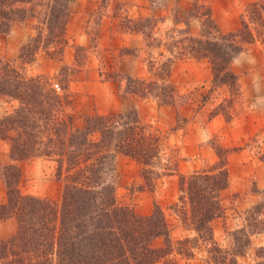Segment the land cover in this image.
Masks as SVG:
<instances>
[{"label": "trees", "instance_id": "obj_1", "mask_svg": "<svg viewBox=\"0 0 264 264\" xmlns=\"http://www.w3.org/2000/svg\"><path fill=\"white\" fill-rule=\"evenodd\" d=\"M74 1L0 0V35L36 20V37L21 47L22 63L34 62L40 50L48 54L53 47V55L61 57L68 45L66 31ZM253 9L259 14L254 20L260 21L255 32L243 22L239 31L220 35L208 10L203 13L210 19L203 22L204 35L194 38L181 30L177 37H170L169 47L175 48L176 58L185 52L194 60L210 63V93L225 86L239 90L232 63L245 46L264 41V0L252 3L246 12ZM151 20H130L122 29L150 40L146 23ZM238 35L243 36L241 40ZM169 73L166 65L155 79L126 77L125 93L171 105L174 85ZM51 80L30 76L24 67L0 56V97L17 103L11 114L0 118V139L9 142L10 160L15 162L4 170L7 201L0 205V221L17 222L16 233L0 240V264H172L167 260L173 261L176 254L192 257L203 243L210 247L207 264H239V258L252 248L253 238L264 236L263 198L243 213V225L229 233L227 247L214 241L212 223L225 214L221 195L229 186L228 149H218L220 160L214 170L179 173L180 203L173 208L194 237L174 242L171 225L159 205L152 214L142 216L120 204L110 182L118 156L140 166V175L150 189L161 175L179 172L178 168L163 169L165 174L159 171L162 133L136 112L89 115L85 126L77 127L65 111L66 97L54 89ZM38 157L54 158L60 167H66L60 172L65 177L59 202L26 196L19 190V163ZM175 245L182 248L177 250ZM255 260L264 264V247L255 250Z\"/></svg>", "mask_w": 264, "mask_h": 264}, {"label": "rangeland", "instance_id": "obj_2", "mask_svg": "<svg viewBox=\"0 0 264 264\" xmlns=\"http://www.w3.org/2000/svg\"><path fill=\"white\" fill-rule=\"evenodd\" d=\"M256 1L75 0L66 31L68 45L61 57L53 55V47L48 54L40 50L34 62L22 63L21 47L36 37V20L18 25L9 35H0V56L24 67L30 76L50 77L54 89L66 97L65 111L73 116L77 127L83 128L89 115L136 112L144 123L162 133L159 171L178 168L179 172L161 175L150 189L140 175V166L118 156L110 182L116 187L120 204L139 215H150L156 205L161 206L174 242L195 236L173 208L180 203L179 173L214 170L220 160L218 149H228L229 186L221 195L225 214L212 223L214 241L227 247L229 233L243 225V213L264 198V41L245 46L232 63L239 90L225 86L212 93L210 63L194 60L185 52L176 58V50L172 45L170 50L169 41L181 30L194 38L204 35L203 22L210 19L203 13L208 10L220 35L239 31L243 22L255 32L260 21H255L254 15L259 18V14L254 9L251 13L246 11ZM136 19H152L146 23L150 40L141 33L122 29ZM112 21L116 22V35L109 37ZM83 29L87 45H77V34ZM241 37L238 35L239 40ZM155 42L160 44L157 46ZM166 65L170 71L168 78L174 85L170 93L173 104L164 105L154 98L125 93L126 77L155 79ZM16 106L15 101L0 97V118L11 114ZM9 152V142L0 139V205L7 201L5 167L15 164ZM62 168L66 167H60L54 158L20 162L19 190L26 196L59 202L64 190ZM16 230L14 219L0 221V240L11 237ZM259 247L253 243L251 252L248 251L251 258H255ZM175 248L182 247L175 245ZM209 249L203 243L192 257L176 254L173 261H167L207 264L211 261Z\"/></svg>", "mask_w": 264, "mask_h": 264}, {"label": "crops", "instance_id": "obj_3", "mask_svg": "<svg viewBox=\"0 0 264 264\" xmlns=\"http://www.w3.org/2000/svg\"><path fill=\"white\" fill-rule=\"evenodd\" d=\"M117 2H116V6H117ZM85 8V7H84ZM113 27V28H112ZM116 27V22L112 21V26H111V30L112 33L110 34L109 37H114L116 35V31L114 30ZM109 29V28H108ZM81 30V25H80V29ZM139 35V34H136ZM87 35L84 32V29L82 31H80L77 34V38H76V44L77 45H87ZM253 243H256L257 245H259L260 247H264V237H254L253 238ZM251 252V249L249 250ZM252 254V253H251ZM239 264H256V260L255 258H251V255L248 253L247 256L241 257L239 258Z\"/></svg>", "mask_w": 264, "mask_h": 264}]
</instances>
